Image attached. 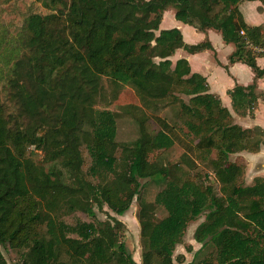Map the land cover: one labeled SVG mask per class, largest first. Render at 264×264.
I'll return each mask as SVG.
<instances>
[{"label":"trees","instance_id":"16d2710c","mask_svg":"<svg viewBox=\"0 0 264 264\" xmlns=\"http://www.w3.org/2000/svg\"><path fill=\"white\" fill-rule=\"evenodd\" d=\"M40 1L52 12L29 17L26 55L14 66L13 97L21 119H4L0 110V264H8L3 248L24 250L20 264H138L119 240L121 221L71 226L57 216V208L65 202L71 211L80 203L94 217L90 201L124 215L141 194L140 179L151 169L152 150H161L174 168L185 166L184 150L160 131L142 134L124 170L117 171L115 115L107 110L92 114L88 104L104 76L117 84L133 82L153 96L175 93L176 86L183 84L191 97L183 105L192 115L186 123L189 133L204 136L206 153L218 151L212 163L225 195L220 202L209 190L191 181L179 182L171 170L161 168L170 178L166 187L147 191L138 212L141 223L152 224L150 234L143 237L142 264H175L173 252L189 222L206 210V220L194 233L201 248L188 264H212L209 259L195 261L210 242L218 244L220 264H264V179L246 186L245 166L229 160L231 153L247 147L251 132L233 123L221 101L208 92L206 78L192 73L186 59L173 61L178 49L198 53L210 44L188 45L179 29L160 27L165 11L172 7L178 21L201 31H220L226 42L236 46L230 61L246 63L258 79L264 76L257 65V58L264 56V28L245 23L239 4L246 0ZM255 88L256 83L230 92L234 106H250L254 99H247V93ZM49 120L55 121L51 131L42 132V124ZM86 124L90 131L82 129ZM75 132L84 134L93 158L89 174L108 182L80 180L82 188H76L62 180L65 175L57 168L52 174L32 173V161L25 158L28 146L60 158L70 177L78 173L80 153L71 135ZM155 206L164 207L167 216L153 220L150 212ZM44 223L46 237L38 229ZM59 246L69 254L66 262L58 260ZM178 261L184 263V255Z\"/></svg>","mask_w":264,"mask_h":264},{"label":"rangeland","instance_id":"374dc122","mask_svg":"<svg viewBox=\"0 0 264 264\" xmlns=\"http://www.w3.org/2000/svg\"><path fill=\"white\" fill-rule=\"evenodd\" d=\"M50 12L52 11L46 8L40 0H0V110L4 119L11 121L12 116L19 118L18 115H20L17 102L13 97V93H15L13 82L16 78L14 66L26 55L25 39L28 38L26 30L28 19L34 14L46 15ZM168 12L175 14V9L169 8ZM184 90L185 86L181 84L176 86L175 93L170 91L167 95L153 96L133 82L117 84L105 76L102 78L100 85L96 91L94 90V97L88 104L92 114L96 111L107 110L115 115L118 147L116 151L117 171L124 170V162L129 159L135 142L140 139L142 134H156L160 131L167 132L184 150L185 154L182 160L185 166L181 169L174 168V165H170L166 157L162 155L161 150H152L148 154L151 169L140 179L141 194L133 199L130 209L124 215L115 214L105 204L101 207L96 202L90 201V207L95 211V216L92 217L82 209L80 203L76 204L71 211L70 208L64 207L65 202H63L57 208V216L60 221L71 226H77L80 223L113 222L114 219L121 221L123 227L118 234L119 240L125 242L134 260L138 264H142L143 237L146 239L150 234L152 224L141 223L138 219V212L141 200L146 199L147 191L160 192L166 187L170 178L167 173H162L163 166L172 171L173 179H177L179 182L191 181L202 190H209L210 196L219 202L225 198L222 184L214 173L212 163V160L217 158L218 151L212 149L210 153H206L204 136H195L188 131L186 123L192 119V115L184 109L183 105L184 103L189 104L191 97L186 95ZM48 117L52 118L50 112ZM24 122L27 123L25 119ZM54 123L55 121L52 120L45 121L42 124V130H44L42 132H50ZM82 129L90 131L88 124ZM71 135L75 138L80 153L76 162L79 165L78 173L75 172L74 176L70 177L71 175H67L68 170L62 166L60 158L54 157L52 153L48 154L42 149H37L35 146H28L25 149V158L32 161L35 168L32 173L34 175H37L38 172L52 174L54 172L52 169L57 168L65 175L62 180L74 183L76 188H82L80 180H84L85 184L108 182L101 176L93 177L89 174L93 158L87 148L84 134L75 132ZM200 139H203L201 145ZM54 177L56 176L53 175L52 178ZM239 182L237 181L238 185ZM80 197L83 199L84 195H80ZM207 214L208 210L204 211L196 220L189 222L183 240L174 249L175 264L190 263L194 259L195 253L200 250L201 244L194 239V233L197 227L206 220ZM150 215L153 220L159 221L167 216V211L162 206H155ZM38 229L42 236H47L46 223L39 225ZM70 236L77 237L76 234H70ZM217 247V243L210 242L199 252L195 260L196 263L209 259L212 264H220L216 256ZM2 250L8 264H20L23 260L24 250L4 248ZM57 252L60 262H66L69 259L65 247L59 246ZM183 255L184 263H180L178 260Z\"/></svg>","mask_w":264,"mask_h":264},{"label":"crops","instance_id":"0c3cea01","mask_svg":"<svg viewBox=\"0 0 264 264\" xmlns=\"http://www.w3.org/2000/svg\"><path fill=\"white\" fill-rule=\"evenodd\" d=\"M168 9L164 13L161 29H179L184 42L188 45L206 42L211 46L198 53L178 49L173 61L175 63L179 59H186L192 73L206 78L208 92L221 101L222 106L231 114L233 123L251 132L246 137L247 147L231 153L229 160L233 164L245 166V185L252 186L257 179H264V76L256 79L253 69L246 63L230 61V57L236 51V46L226 42L220 31L198 30L194 26L178 21L175 14L168 12ZM239 10L247 25L264 28V2L262 0L243 1L239 4ZM257 65L264 69V56L257 58ZM255 83V90L247 93V99H254L251 105L236 108L230 92L238 86L248 88Z\"/></svg>","mask_w":264,"mask_h":264},{"label":"built area","instance_id":"2783aa9c","mask_svg":"<svg viewBox=\"0 0 264 264\" xmlns=\"http://www.w3.org/2000/svg\"><path fill=\"white\" fill-rule=\"evenodd\" d=\"M244 32H242V34H243ZM249 46H251V44H249Z\"/></svg>","mask_w":264,"mask_h":264}]
</instances>
